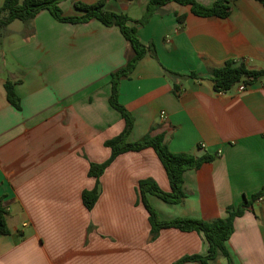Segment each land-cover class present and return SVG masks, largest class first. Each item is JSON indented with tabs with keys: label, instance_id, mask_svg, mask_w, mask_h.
Returning a JSON list of instances; mask_svg holds the SVG:
<instances>
[{
	"label": "crops",
	"instance_id": "0c3cea01",
	"mask_svg": "<svg viewBox=\"0 0 264 264\" xmlns=\"http://www.w3.org/2000/svg\"><path fill=\"white\" fill-rule=\"evenodd\" d=\"M149 2L106 0L105 8L140 20ZM63 3L66 16L83 14L76 0L70 14ZM138 36L155 44L157 58L147 55L119 81V102L135 119L129 141L163 135L173 153L218 154L184 174L182 203L149 200L165 221L225 218L228 207L264 186V76L244 92L236 84L218 93L210 74L230 59L264 70V6L234 0L230 15L220 19L170 3L138 26ZM133 55L118 27L61 23L48 11L29 25L13 22L0 36V196L10 229L0 236V264H174L207 254L196 232L165 229L152 240L138 185L152 179L166 192L171 187L151 148L119 156L100 179L95 208L83 205V191L96 186L90 164L109 159L105 142L124 129L109 102L111 75ZM162 66L184 77L173 81ZM7 81L15 84L21 110L7 99ZM226 246L232 264H264V198L235 220Z\"/></svg>",
	"mask_w": 264,
	"mask_h": 264
},
{
	"label": "trees",
	"instance_id": "16d2710c",
	"mask_svg": "<svg viewBox=\"0 0 264 264\" xmlns=\"http://www.w3.org/2000/svg\"><path fill=\"white\" fill-rule=\"evenodd\" d=\"M61 0H4L0 6V36L5 35L8 27L15 21L25 25L31 24L36 16L42 11H48L52 17L61 23L82 24L91 20H97L106 27H118L126 41L133 49L134 55L123 68L111 75V96L110 105L117 110L124 122L123 131L116 137L107 140L105 147L109 148L111 155L103 163H91L88 176L94 178L96 186L92 190H84L82 202L86 210L92 211L101 195L100 179L106 170L121 155L130 152H141L151 148L157 154L162 166L168 176L171 191L166 192L152 179L142 180L138 185L140 203L149 214L152 240H155L160 232L165 229H176L181 232H196L202 235L208 244L206 255H186L174 264H186L196 262L210 264V262L222 257L227 264H232L230 253L226 243L234 233V223L237 218L242 217L246 211L260 199L264 198V186L250 198L245 197L238 206H230L227 209L225 218H218L211 221L194 218H176L173 220H161L156 208L151 204L149 197L155 196L168 204H180L185 199L184 174L193 169H200L204 164L211 163L217 159L218 154H205L202 157H195L185 153H173L168 148L163 135H147L142 140L130 142L129 137L133 130L135 119L133 115L119 102V81L127 78L134 71L137 64L147 55L157 58V51L154 43L148 45L142 43L138 36V26L146 24L150 18L162 7L170 3L181 6H190L194 15L202 18L225 19L230 15L231 3L234 0H213L211 6L203 4L200 0H150L146 12L140 20H132L128 15L108 11L105 8L106 0H100L94 4H85L81 1L75 3L82 15L66 16L60 6ZM264 6V0H256ZM183 22V18H178ZM168 76L176 81L184 76L162 66ZM264 76V70H251L244 63L236 64L233 60H227L223 66L213 69L210 79L213 88L218 93H225L231 90L236 84L245 82L251 84ZM195 80H202V77L195 73L190 74ZM176 93L179 91L177 84H174ZM5 90L9 103L17 110L22 109L21 99L18 96L15 84L7 81ZM8 211L4 206V199L0 196V236L10 234L7 223Z\"/></svg>",
	"mask_w": 264,
	"mask_h": 264
},
{
	"label": "built area",
	"instance_id": "2783aa9c",
	"mask_svg": "<svg viewBox=\"0 0 264 264\" xmlns=\"http://www.w3.org/2000/svg\"><path fill=\"white\" fill-rule=\"evenodd\" d=\"M237 85L239 86V91L240 92H244L247 89V84L245 82H243V81L238 83ZM161 117L165 118L166 117V113L162 112L161 113Z\"/></svg>",
	"mask_w": 264,
	"mask_h": 264
},
{
	"label": "rangeland",
	"instance_id": "374dc122",
	"mask_svg": "<svg viewBox=\"0 0 264 264\" xmlns=\"http://www.w3.org/2000/svg\"><path fill=\"white\" fill-rule=\"evenodd\" d=\"M62 1V0H61ZM60 1V2H61ZM72 1L73 0H63V6H64V8H65V11H66V13L67 14H70L72 11H71V9H68L69 8V6L68 5H71L70 3H72ZM79 0H76V2H78ZM82 2V1H81ZM84 3V2H83ZM68 6V7H67ZM152 204V203H151ZM153 205V204H152ZM154 206V205H153ZM162 220V219H161Z\"/></svg>",
	"mask_w": 264,
	"mask_h": 264
}]
</instances>
